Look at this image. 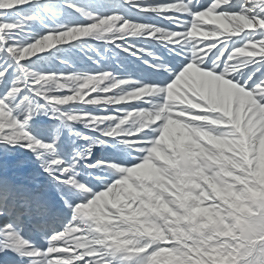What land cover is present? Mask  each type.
Returning <instances> with one entry per match:
<instances>
[{"label":"snow or ice","instance_id":"1","mask_svg":"<svg viewBox=\"0 0 264 264\" xmlns=\"http://www.w3.org/2000/svg\"><path fill=\"white\" fill-rule=\"evenodd\" d=\"M0 264H264V0H0Z\"/></svg>","mask_w":264,"mask_h":264}]
</instances>
